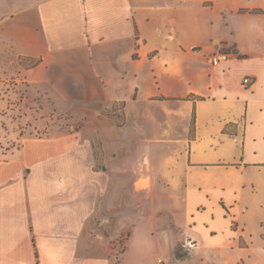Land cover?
Listing matches in <instances>:
<instances>
[{
  "label": "crops",
  "instance_id": "0c3cea01",
  "mask_svg": "<svg viewBox=\"0 0 264 264\" xmlns=\"http://www.w3.org/2000/svg\"><path fill=\"white\" fill-rule=\"evenodd\" d=\"M7 3L0 100L85 119L5 142L0 264H110L123 225L117 264L138 231L127 264L183 263L186 239L202 264H264V0Z\"/></svg>",
  "mask_w": 264,
  "mask_h": 264
},
{
  "label": "rangeland",
  "instance_id": "374dc122",
  "mask_svg": "<svg viewBox=\"0 0 264 264\" xmlns=\"http://www.w3.org/2000/svg\"><path fill=\"white\" fill-rule=\"evenodd\" d=\"M11 1L13 0H0V17L4 13H8L7 2H11ZM20 63L28 64V61L23 59ZM1 88H2L1 91H3V93L5 94L11 87L8 85H4L1 86ZM15 90L21 91V87ZM32 90H34V88H32ZM10 94L12 95V93ZM17 102H13V101L6 102L5 100L4 101L0 100V152L3 154L7 153V150L10 148L9 147L10 142L14 141V144L16 143L17 145L19 144V138H16L15 135L20 133V131L21 133L25 132L26 137H32L34 140L49 136L55 137V133L57 131L55 124H59V126H65V127L75 124L76 126H81V124L84 122L83 120L85 119L82 117L69 119L68 115L67 117L62 118L61 116H59L60 113L58 114L54 111H50V114H46L47 118L44 121L42 117L45 116V113L40 110L41 105L34 102V100H32L31 104L27 103V106H31V110L29 111V108H25L26 110V117H25L23 115L24 109L20 108ZM76 110L77 112L78 110H80V114H82L81 110H85V108L83 109L77 107ZM103 113L114 115L117 122L123 121V111L121 104L109 105V106L107 105L104 108ZM67 120H69L70 123ZM81 139H83V137ZM5 142L9 144L6 145ZM92 142L95 152L94 153L95 158L102 159L103 157L101 156V152H102L101 141L95 137L92 139ZM143 232L138 231L137 233H135L129 249L130 251L128 252L125 260H123V264L136 261L135 259L137 257L135 251L139 252L140 249L151 251V246L149 245L146 235ZM113 233L116 234V232ZM128 236H129V231L126 230L125 225H123V231H121L120 234H118V236L116 235V239H113V247L115 246L118 252H114L115 253L114 258L110 260L109 262L110 264L121 263L122 259L120 254L122 252L124 253L126 249V239H128ZM186 240L179 241V243L176 246V250H178V253L182 255L181 258L184 260L186 259L183 263L176 262V260L173 257L172 259L170 257H167L168 254L165 252L162 253L159 252L155 255L154 264H159L157 262L158 258L164 259V261L168 264H202V262L199 260V257L197 256H192L191 258L189 257L188 254L189 250L187 249L189 247L186 246L185 243ZM214 264H222V263H214Z\"/></svg>",
  "mask_w": 264,
  "mask_h": 264
},
{
  "label": "built area",
  "instance_id": "2783aa9c",
  "mask_svg": "<svg viewBox=\"0 0 264 264\" xmlns=\"http://www.w3.org/2000/svg\"><path fill=\"white\" fill-rule=\"evenodd\" d=\"M227 58H228V54L223 53V52H218V53H214L211 55L210 61L213 65H218L222 62H225L227 60ZM250 82H251V78H249V77L243 78V83L248 84ZM185 243H186V246H188V247H194L195 246V242L191 239H187ZM157 262L159 264H168L162 258H158Z\"/></svg>",
  "mask_w": 264,
  "mask_h": 264
}]
</instances>
